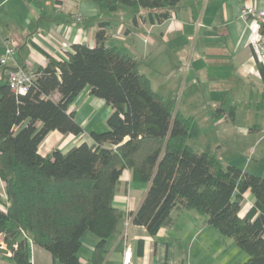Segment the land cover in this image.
Masks as SVG:
<instances>
[{
	"label": "trees",
	"instance_id": "16d2710c",
	"mask_svg": "<svg viewBox=\"0 0 264 264\" xmlns=\"http://www.w3.org/2000/svg\"><path fill=\"white\" fill-rule=\"evenodd\" d=\"M89 1L101 11L120 4L142 10L153 23L168 19L181 2ZM108 25L98 23L92 47L73 43L66 59L48 54L25 94L12 91L1 71L0 234L11 264H31L26 233L62 264H80L86 231L98 238L89 264H105L106 240L123 216L114 197L125 169L133 180L150 183L139 208L128 213L149 234L172 223L174 208L194 210L247 254L236 264H264V176L223 163L211 149L193 148L188 141L198 136V122L176 108L175 97L154 91L138 59L110 43ZM85 86L111 107L108 128L91 131L92 143L40 153L39 144L53 130L83 132L68 109ZM223 105L215 114L224 113ZM227 113L234 116L233 109ZM247 190L255 201L240 216Z\"/></svg>",
	"mask_w": 264,
	"mask_h": 264
},
{
	"label": "crops",
	"instance_id": "0c3cea01",
	"mask_svg": "<svg viewBox=\"0 0 264 264\" xmlns=\"http://www.w3.org/2000/svg\"><path fill=\"white\" fill-rule=\"evenodd\" d=\"M8 1L0 0V8ZM242 2L260 6L264 1L181 0L168 19L153 23L145 12L134 11L130 7H118L113 12H107L101 11L89 0H30V9L21 16L20 24L9 26L7 23V28L1 31L0 55L4 53L5 41H8L15 50L8 60V67L31 62L35 69L45 65L47 55L54 56L64 42L70 46L73 43L94 46L98 23L108 21L106 29L110 43L136 57L140 68L146 60L150 65L148 67L158 75L159 78H152L144 72L156 93L167 97L171 95L165 96L161 92L171 93L174 90L166 87L160 79L163 73L167 74V78L190 74L187 80L190 91L203 71L214 92L210 99L204 98L202 103L199 102L209 123L221 127L224 133L233 129L257 144L264 140V130L256 119L258 113H264V65L255 59L251 45L257 36L254 22H245L238 17ZM76 14L81 15V21L75 20ZM3 17L8 20L6 14L0 11V21ZM133 34L147 44L138 40L126 44ZM1 71L0 68V79ZM222 101L224 113L215 114ZM230 109L234 110L232 118L227 116ZM68 110L74 112L83 132L74 135L53 130L39 144L40 153L47 154L55 147L66 152L83 141L92 143L90 132L106 130V120L112 111L103 99L90 93L89 86L81 90ZM241 110L247 111V118L238 123L237 115ZM261 116L260 119L264 120V115ZM253 119L256 121L252 123ZM257 130L260 133L250 134ZM213 151L217 153L218 150ZM225 164L264 176V172L247 164L233 160ZM1 184L0 180V190L3 189ZM149 184L133 180L130 171L123 170L114 197V205L123 212V216L116 232L106 240L105 264H123L126 247L130 249V264H236L247 258L232 238L220 235L217 230L215 233L207 230L210 225L205 223V217L199 218L194 210L174 208L171 211L172 223L162 226L154 235L149 234L145 226L133 223L128 213L139 208ZM254 201L251 191H245L239 215L244 216ZM199 219L207 233L199 235ZM26 234L21 236L26 235L31 264H62L50 252L35 245L29 233ZM97 240V236L90 231L83 234L78 250L80 264H89Z\"/></svg>",
	"mask_w": 264,
	"mask_h": 264
},
{
	"label": "rangeland",
	"instance_id": "374dc122",
	"mask_svg": "<svg viewBox=\"0 0 264 264\" xmlns=\"http://www.w3.org/2000/svg\"><path fill=\"white\" fill-rule=\"evenodd\" d=\"M263 1L264 0H262V2ZM29 2L30 0H9L6 4L3 5V7L0 8V11L4 12V14H6V17L8 18V20L4 17L1 19L0 33L1 31H3V29L7 28V23L9 24V26L20 24L21 16H23L24 13L30 9L28 6ZM119 7H121L120 9H126L129 6L120 4ZM120 9L117 10L119 15L121 11ZM76 16L81 17V15L79 14H76ZM136 40H138V38L135 34H133L130 38H128L126 44L132 42L135 43ZM138 41H140L142 44H147V42H144L142 39ZM148 66L150 65L146 60H144L140 70L142 72L148 73V76H153L152 78H159L158 75L154 74L152 69H150ZM177 76L178 75L167 78L166 73L160 75V79L164 81V84H166L165 86L174 89L173 91H171V93H167L168 91L160 92L165 96L170 94L171 96L175 97L176 107L178 108V110H180L185 115H192L198 121V124L200 122L198 136L188 141L191 146H193V148H195L196 150L203 148H211L213 150L217 149V154L222 158L224 163H229L233 160L236 163H242V165L247 164L251 168L256 169L259 172H264V140L256 144L254 140H251V138H244L242 134L233 129H230L229 131L224 133L221 127H214V125L209 123L207 119L208 117L204 113V108L199 107V102L202 103L204 101V98L207 100L210 99V96H213L214 93L210 87V83L206 80V77L203 76V71L202 77L200 78V80H196L197 82L190 88V91L188 89L187 80H189L191 75L189 74V76H185L182 73L179 77ZM199 82L201 83L199 84ZM246 112V110H241L237 115L238 123L246 121ZM261 115H264V113H258L256 119L257 122L261 124L262 129L264 130V120L260 119V117H263ZM255 121L256 120L253 119L252 123ZM258 131L260 130L253 131L250 134L260 133ZM1 193L3 195L2 190H0V194ZM200 217L202 216L199 215V218ZM208 227L209 228H207V230L213 231L214 233L216 232V229L212 226ZM205 230L206 229L204 228L202 221L199 219V235L208 232ZM0 239L2 240L1 234ZM0 247L6 248L4 241L3 245H0ZM7 255L8 254H4L3 258H0V264L12 263L11 259L7 257Z\"/></svg>",
	"mask_w": 264,
	"mask_h": 264
},
{
	"label": "built area",
	"instance_id": "2783aa9c",
	"mask_svg": "<svg viewBox=\"0 0 264 264\" xmlns=\"http://www.w3.org/2000/svg\"><path fill=\"white\" fill-rule=\"evenodd\" d=\"M238 17L242 21H253L257 29V36L252 40L251 45L255 59L264 65V2L263 5L258 7L255 4L242 2L239 6ZM77 21H80L81 17H75ZM263 28V30H261ZM72 51L69 43H62L61 48L57 50L54 57L58 59H66L67 54ZM15 50L12 45L5 41L4 53L0 55V68L3 70L5 80L8 87L17 94H25L34 78V68L31 62H25L24 64L14 67H8V60L13 56ZM2 197H5L3 194ZM2 203H0V209H3ZM0 245H3V241L0 239ZM124 263L130 264V249L126 247L123 255Z\"/></svg>",
	"mask_w": 264,
	"mask_h": 264
},
{
	"label": "water",
	"instance_id": "95a60500",
	"mask_svg": "<svg viewBox=\"0 0 264 264\" xmlns=\"http://www.w3.org/2000/svg\"><path fill=\"white\" fill-rule=\"evenodd\" d=\"M0 253L8 254V250L6 248L0 247Z\"/></svg>",
	"mask_w": 264,
	"mask_h": 264
}]
</instances>
